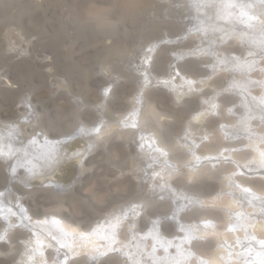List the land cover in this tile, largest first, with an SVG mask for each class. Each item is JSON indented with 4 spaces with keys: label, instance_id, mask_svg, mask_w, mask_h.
Listing matches in <instances>:
<instances>
[{
    "label": "rangeland",
    "instance_id": "374dc122",
    "mask_svg": "<svg viewBox=\"0 0 264 264\" xmlns=\"http://www.w3.org/2000/svg\"><path fill=\"white\" fill-rule=\"evenodd\" d=\"M115 1L121 2V6L115 3ZM198 1L199 5H202L203 1ZM230 1L235 2L237 0ZM130 3H136L137 9L133 7V11L131 10L125 14L123 5ZM236 4L237 2L232 3L231 7H235ZM90 7H100L104 10L112 9L110 17H108L111 25L105 28L99 26L97 20L87 14ZM235 9L237 10L238 7L236 6ZM198 12L197 0H0V124L3 123V127L17 126L20 123L18 120L21 119V115L24 113V99L29 96L37 110L38 121L40 123L38 128L48 132L51 137H58L61 134L67 135L71 128L70 126L76 122L79 126L86 125V128H90L91 126L100 128V118L98 115L101 113L96 110L97 107L95 106L101 102L100 95L106 93L107 98L111 97L112 99H108L109 107L104 113V118L106 119L103 118L101 123L105 124L106 120L113 121L115 123L114 128H116L119 125L116 124V117L130 109L129 101L131 97L136 96L141 79L127 78L125 79V85H120L118 82L119 85L113 87V85L105 84V77L102 74L118 75L122 72L121 68L124 61L134 55L135 48L137 49L147 44L148 46H152L151 53L153 52V54L151 57H147L146 61H149V59L153 60V62L155 61L154 64L156 65L153 67L154 75H158L160 78L164 75L168 76L170 75L169 72L173 69L172 67H175L173 71L176 72L180 66L181 73L184 71L183 75L188 76V78L197 79L194 84L198 83L200 86L202 82L205 83L202 84V87L197 89L192 87L191 90V86L186 84L192 82L184 80L179 74L180 78L177 85L181 84L179 86L181 88L188 86L185 93L180 92L178 94L179 92L176 93L172 88H168L166 84L160 85L159 88L153 85V87H147L149 97L155 99L156 108L166 116L167 114L171 115L168 124L175 135L177 133L182 134L181 131H183L184 124L188 120L187 118L200 108L202 97H205V99L214 97L224 102H220L222 105L221 109H223L221 111L222 115H216L217 118L216 116L208 117L207 121L203 122V124L205 123L203 125L205 128L212 130L211 132L215 131L220 120H227V122H230L229 124L233 122L236 123L235 126L239 124L241 128H245L246 120L248 119L246 115L249 112L248 106L245 99L239 93L231 92L233 87H235L237 92L239 88L241 89V87L235 85L232 79L237 75L242 79H246L244 72L247 68L254 66V61L257 64L260 63V65L264 64V45L253 47L249 46V43L239 41L237 36L242 29L241 22L237 20V16L243 14L245 19L253 20L244 11L237 13L236 17L227 15L225 18L218 17L216 14L199 18L197 17ZM199 14L203 15L204 13L199 12ZM205 22L209 23L204 24ZM214 23H220V25L215 26ZM229 25L230 29L228 28ZM262 28L263 25H259L255 29L256 33L257 31L261 33V36L264 34V31H260ZM227 30L231 31L228 33ZM222 31L223 33H221ZM21 48L26 49L27 54H20L18 51ZM156 51L160 52V54ZM137 59L139 58L137 57ZM227 71H230V73ZM233 71H238L239 73L232 74ZM259 73V71L249 72V75H252L254 79H260L262 77ZM4 79L8 80L9 83ZM240 84L244 85V82H240ZM109 86L113 89L108 88ZM259 87H254L253 91L255 89L254 92H257L258 97H261V101H263L264 88ZM221 89L222 91H220ZM222 95L224 96L222 97ZM242 104L246 106L244 107ZM232 105L235 106L240 115L239 117L237 116L238 119L232 116L236 114H229L228 112ZM255 110L257 111V108ZM75 113L77 114L75 115ZM241 116L243 117L241 118ZM257 116L258 114L254 115V119ZM253 124L257 126L256 119ZM29 127V122L24 121L22 123L20 135L23 136V139L25 137V141L31 137L28 131ZM199 127L200 125H198L197 130H199ZM263 127L264 124L257 126L261 135H264ZM163 129V137L166 142H169L170 134ZM239 134H234V136L239 137ZM217 136L211 142L207 141L208 138L204 140L209 142L210 147L213 149H217L220 145H225L226 143L234 145L238 143L237 141L244 143V145L247 144L241 138H239L240 140H227L225 135L224 137L221 135ZM24 140L22 141L25 142ZM98 141L93 139L86 145V170L83 173L78 172L68 184L61 186L62 188L55 185H51L54 186V189L51 186L47 187L50 185V180H46L45 182L33 180L30 182L24 179L25 175H12L11 177L8 169L3 167L0 161V189L3 188L0 191V197L3 198L1 200L15 203L24 199L30 205V212L34 216L37 215L38 218L49 215L51 212L53 213L55 207L57 209V206H60L62 208L60 209L59 207L60 212L66 219L84 229L97 221L96 218L101 213H106L111 208L118 209L120 207L118 205L130 206L141 202V205L143 204L142 208L145 209L147 206L144 205V200H153L154 203L145 209L146 212L143 210L140 212L142 214L143 212L144 214L146 213V217L139 214L140 221H138V225L141 237H146L148 243L151 240L152 245H154V242L158 243V247H160L158 249H161L160 255H164V259H166V251L171 250L174 254H178L181 251H178L177 248L182 251L186 248L192 250L190 252L192 254L189 253L190 256L187 259V264H199L203 261L201 258L203 257V252L194 251L190 246V243L197 236L196 229L199 230L200 225L204 223L213 224L216 227H220L221 231H224L230 225L233 228L239 226L235 223L239 222V219L242 217L238 211L235 214H231L234 217L230 216L227 221V219H223V211H219L218 207H214V210L220 215L211 216V212L213 213L214 211L211 208L213 206H205L201 203L202 199L210 200L207 198H212L216 194V191L222 188L228 190L234 188L232 185V188H230L228 182L227 184L225 182L226 177L232 176L233 168H229L227 165L226 169H221L220 165L217 167L212 163L209 165V167L211 166L210 173L208 171L202 172L200 175L199 173L195 174L196 176L194 175L193 180L190 181L191 179H188V176L184 173L187 170L189 162L186 161V152L178 149L179 151L176 150L174 155L177 153L176 156L181 160L179 165L183 167L179 166L180 173L172 176V180L170 179L168 183L164 184L162 179L156 185H152L146 175L141 176L143 180L139 185V179L134 173L138 169L137 165L142 161V156L136 155L137 153L134 149L121 152L119 146L111 149L110 155L96 153L97 151L94 150V146H98L101 142L100 139ZM242 146L239 145L238 148ZM206 149L208 150L209 147L200 146L195 148L196 152L199 151L201 154H205ZM24 151H21V153ZM28 156L31 157L28 160L30 162L33 159H37L31 153H28ZM137 156L139 157L138 159ZM182 159H184L183 164H181ZM244 160L246 161L247 159L245 158ZM16 165H20L18 171L20 170L21 172L28 166L26 165V161H17ZM193 165L196 167L200 166L197 163ZM243 168V175L257 174L255 173L257 171L255 170L256 167L252 169ZM239 169L235 170L238 174ZM259 169L264 170L258 168V171ZM249 171L252 172L249 173ZM219 175L222 179L218 177ZM55 177L58 178V175H55ZM245 177L248 178L249 176ZM9 180H12L10 182L13 184L11 185L13 186V192L10 191L8 193L6 190ZM221 183L222 186L220 185ZM245 186L251 187L249 184H245ZM45 187L56 191L57 195L52 194V197L50 192L41 191L40 188L44 189ZM37 188L38 200L36 204H31L28 198L31 195V191ZM244 193L246 192H238V195H240V205L238 203L235 204L238 207H242L241 205H243L245 211H248V207L252 209L251 205H248L251 200L246 197L250 196V194ZM229 196L233 197L232 194H229ZM234 198L237 199L239 196H234ZM196 206H198L197 209ZM180 210L181 213H178ZM224 211L227 213L226 209ZM260 212L262 214H259V216L263 217L264 210H260ZM209 214L210 216H208ZM260 217L256 221L262 224L263 219H260ZM203 219L206 220L203 221ZM233 221L235 222L233 223ZM157 223L159 226H157ZM192 224L194 227L198 225L193 228L195 237L187 239L189 237L187 233L189 232H186V227ZM224 224L226 225L224 226ZM240 224L242 225V223ZM160 225L161 228H159ZM224 227L225 229L223 230ZM3 228L9 230L8 227L6 228L2 225L0 226V231ZM255 233L256 236H260L262 240L264 239V236L259 235L258 231L254 232L252 230L249 234L254 236ZM173 235L174 237H172ZM175 237L179 238L175 239ZM17 239L18 242L23 240L22 238ZM208 239L210 238H197L200 241H208ZM15 240L16 238L14 237V242ZM181 241L182 243H180ZM165 242L168 244L166 245ZM172 242L177 244H173ZM262 244L264 245L263 242L259 243V245ZM181 246L185 248L183 249ZM7 247L4 252H7ZM214 249H216L215 245L212 246L211 250L214 251ZM22 251V249H19L11 259L0 254V264L16 263V259H18ZM150 253L155 255L153 252ZM183 256L186 257V254ZM146 258L148 259V257ZM100 260L102 261L100 262ZM100 260L98 261L100 264H118L114 260L106 261L104 257ZM249 261L251 259L248 257L242 263L246 264ZM130 262L133 261L129 259L128 264ZM77 264H81V262Z\"/></svg>",
    "mask_w": 264,
    "mask_h": 264
},
{
    "label": "bare ground",
    "instance_id": "6f19581e",
    "mask_svg": "<svg viewBox=\"0 0 264 264\" xmlns=\"http://www.w3.org/2000/svg\"><path fill=\"white\" fill-rule=\"evenodd\" d=\"M201 1H203V3L202 5H199V1L197 0V9L199 12H203L204 14L201 15L198 12L197 17L199 18H204L211 14H216L221 18H225L227 15L236 17L237 13L244 11L247 15L251 16L253 20L245 19L243 14L237 16V20H240L241 22L242 29L239 32L240 34L237 36L239 41L249 43V46L253 47H261L262 45H264V34H262L261 36V33L258 31L256 33L255 30L259 25H263V28L260 29V31H264V0H237L235 1L237 2V10L235 9L236 6L231 7V4L235 2H231L230 0ZM115 3L121 6V2L115 1ZM133 7L137 9L136 3H130L128 5L124 4V13H129ZM111 10L112 9L110 8L108 10H104L100 7H90L87 11V14L95 18L99 26L105 28L111 25V22L108 20V17H110L111 14ZM208 23L205 22L204 24ZM214 25L218 26L220 25V23H214ZM228 28L230 29V25ZM229 31L227 30L228 33ZM221 33H223V31ZM151 50L152 46H148L147 44L144 46H140L137 49L135 48L134 55H132L131 57L129 55L130 58L124 61V64L121 68L122 72L119 74L117 73L118 75L103 73L102 70L104 69L102 68V70H100V72L103 73L102 75H104L105 77V84L110 86L113 85V87L118 86L119 83L120 85H125V79L127 78H135L137 80L141 79L139 81V88L136 96H134L133 98L131 97L130 101L128 100L130 102V109L126 112H123L122 114H119L116 117V124H119L116 128H114L115 123L113 121L110 122L106 120L105 124L101 123L105 116V110L107 111V108L109 107L108 99L110 100L111 98H107L106 93H102L100 95L101 102L98 101L99 104L95 106L97 107L96 110L101 113L98 115L100 118V128L97 126L92 127L91 125L90 128H86V125L79 126L76 122L72 124V126H70L71 128L68 131L67 135L61 134L58 137H51L48 132L40 130L38 128L40 123L38 121L35 105L32 104L31 98L29 96L26 99L23 98L25 100L23 108L24 113L21 115V119L18 120V122L20 121V123L16 122L18 124L14 127H12L13 125L10 127H3V123L0 124V161L2 162V166L8 169L11 177L12 175H25L24 179L29 180L30 182H32L33 180H42L44 182L46 180H50V185H48L47 187L51 185L61 187L64 186V184H68L74 177V175H76L78 172L83 173V171L86 170V145L93 139H96L97 141L100 139L101 141L98 146H94V150L97 151L96 153L99 152L104 155H110L111 149L119 146L121 152H127L134 149V151L137 153L136 155H141L142 161H140L141 163L137 165L138 169L134 173L139 179V185L143 180L141 179V176L146 175L148 177V180L151 181L150 183H152V185H156V183L162 179L164 181V184L168 183L172 176L180 173L179 166L182 165L179 164L181 160L176 156L177 153L176 155H174L175 151L178 149H182L184 150L183 152H186V161L189 162L188 167L186 168L187 170L185 169L186 172L184 173L188 176V179H191L190 181L193 180L192 178L195 174L199 173L200 175V173L202 174V172L205 173L208 171L210 173L211 166L209 167V165L212 163L217 167L218 165H220V168L222 167L221 169H226V166L228 165L229 168H233V174L229 178L226 177L227 179L225 178V182L226 184L228 182L230 188H232L231 185L234 186V188L230 190L222 188L219 191H216V194L212 198L206 197L210 200L202 199L201 203L205 206L212 205L213 207L211 208H213V210L218 207L219 211H223V219H227V221L229 220L231 214H235L238 211L242 217L241 219H239V222L233 221V223L235 222L239 226L233 228L232 225H230L226 229L224 227L223 230H225L221 231L220 227H216L213 224L204 223L199 226V230L196 229L197 236L195 237L193 228L198 225L194 227V225L192 224L186 227V232H189L187 233L189 236L187 239H192V237H195V240L190 243V246L194 249V251L197 250L199 252H203V257H201L203 261H201L199 264H244L242 263V261H246L248 257L251 259V261L248 262L250 264H264V245H259V243L261 242L264 243V239L262 240L260 236H256V233L254 236H252V234H249L253 230L254 232L258 231L259 235L264 236V216H259V214H262L260 210H264V170L259 169L258 171V168L264 169V135H261L257 128V126H261L262 124H264V100L261 101L262 98L258 97L257 92H254L255 89L253 91V88L256 86L264 88V64L260 65V63L257 64V62L254 61V66L252 68H247V70H245L244 72L246 79H242L241 77H239V75L232 79L234 80L235 85L241 87V89L239 88V91L237 92L235 87H233L231 92L239 93L245 99L248 106L249 112L246 115L248 119L246 120L245 128H241L239 124L235 126L236 123L233 122L229 124L230 122H227V120H220L218 126L213 132H211L212 130L205 128L203 126L205 123L203 124V122L207 121L208 117L216 115L221 116V111L223 109H221L222 105L220 103L222 100L219 101L220 99L217 100L214 97L211 99H205V97H202L200 108H197L198 110L189 118H187L188 120L184 124L183 131H181L182 134L177 133L178 135H175V133L171 131L169 127L170 125L168 124L171 115L167 114L166 116L156 108L155 99L149 97V90L147 89V87L157 86L159 88L160 85L166 84L168 88H172L176 93L179 92L178 94H180V92H186V87H188L186 85H190V89L192 90V87L196 89L202 87V84L204 82H202L200 86L198 85V83L194 84L197 79L190 77L188 78V76L183 75L184 71L181 73V70L179 69L180 66L177 68L178 71L176 70V72L173 71L175 67H172L173 69L169 72L170 75L168 76L164 75L160 78V76L158 77V75H154L153 67L154 65H156L154 64L155 61L153 62V60L151 61L150 59L149 61H146V58L151 57V55L153 54V52L151 53ZM18 52L20 54H27L26 49L22 48ZM158 54H160V52ZM137 57L139 59H137ZM236 57L239 58L237 55ZM160 60L162 61V59ZM164 64L166 65V63ZM110 71L113 72L112 70ZM258 71L260 72L259 74L262 77L260 79H254L252 75H249V72ZM227 72L230 73V71ZM234 73L238 74L239 72L233 71L232 74ZM179 74L184 80L191 81L192 83L186 85L182 84L183 86H186L183 88L179 87L181 85L180 83V85H177L180 78ZM4 80L9 83L8 80ZM240 82H244V85L240 84ZM62 83L64 84V82ZM110 86L108 88H112ZM220 91H222V89ZM223 96L224 95H222V97ZM245 106L246 105H244V107ZM256 108L257 111L255 110ZM228 112L229 114H236L232 115L235 116V118H237V116H240L234 105L230 106ZM76 114L77 113H75V115ZM256 114H258V119L255 118L257 126L253 124V122L255 121L254 115ZM242 117L243 116H241V118ZM24 121L29 122L30 125L28 131L30 132L31 137L29 139H26V141L24 140L25 137L23 139V136L20 135L22 130V123ZM198 125H200L199 130H197ZM162 129L166 130L167 133L170 134L169 142L165 141ZM238 133H240V136L235 137L234 134ZM217 135H221L223 137L225 135V138H227V140H238L239 138H241L242 141L247 142V144L244 145V143L236 140L238 143L234 145H228L226 143L225 145H220L217 149H213L212 147H210L209 142H211V140ZM217 137L219 138V136ZM205 138H208L207 141L209 142L205 141ZM22 140H24L25 142H23ZM199 145L209 147L208 150L206 149L207 151L205 154H201L199 151L196 152L195 148L200 147ZM239 145L243 146L238 148ZM18 146L21 148L19 149ZM22 149L25 150V153H21V151H23ZM28 153L36 156L37 159H33L31 162L28 161L31 158L28 156ZM138 158L139 157L137 156V159ZM245 158L247 159L246 161L244 160ZM183 160L184 159H182L181 164H183ZM17 161H26V165L28 166L24 168V171H18L20 165H16ZM194 163H197L200 166L196 167L193 165ZM243 167H247L250 169L256 167L257 169L255 168V170L257 171L255 173L257 174L254 175L253 173V175H243ZM238 168H240L239 174L235 172V170ZM250 172L252 171H249V173ZM55 175H58V178H56ZM245 176H249L250 179H248L249 177L246 178ZM218 177H220V175ZM10 181L12 180L8 181L9 185L6 190L8 191V193L13 190V186H11L13 184ZM245 184H249L251 187H247L245 186ZM220 185L222 186V183ZM51 187H53L54 189V186ZM2 189H0V191ZM40 189L41 191L43 190L46 192H50L51 195H57V192L50 188L45 187L44 189ZM37 191L38 188L34 191H31V195L28 198L31 204H36L38 200L36 193ZM240 191H245L247 195L248 193L250 194V196H246L247 198H249V200H251L250 204L248 203V205H251L252 207V209L248 207V211L246 210L248 213L245 211V207L243 205L241 206L244 208L238 207L235 204L238 203V205H240V195H238V192ZM229 194H232L233 197L229 196ZM220 195L222 196L220 197ZM234 196H239V198L236 199L234 198ZM143 198L141 199L143 200ZM1 199L3 198L0 197V226L3 225L6 228L8 227L9 230L3 228L0 231V254H3L4 256L11 259L19 249L23 250L18 259H16L17 262L13 264H77L78 262H81V264H100L98 261L101 258L103 259V257L106 261L114 260V262H118V264H128L129 259L133 261L129 264H187V259L189 258L190 254H192L190 253L192 250H189L187 248L184 249L185 247L183 248L181 246L184 251L180 250L179 248L177 249L182 253L179 252L180 254H174L171 250L166 251V259H164V255H160L161 249H158L160 248L158 247V243L156 244V242H154V245H152L151 240L150 243H148V241H146V237H141L142 235L139 232L140 228L138 225V221H140L139 214H142L140 213L141 210L146 212L145 209H147L149 205H152L154 203V201L150 199L144 200V205L147 206L146 208L144 207L145 209L142 208L143 204L141 205V202L137 205L130 206L118 205L120 206L118 209L111 208L106 213H101V215L96 218L97 221L91 223V225L87 226L85 229L77 224L72 223L69 219H66V217H64L60 212V209H62L60 206H57L58 210L55 207V211H53V213L49 212V215L38 218L37 215L34 216L33 213L30 212V205H28L27 203L28 201L26 202L23 199L15 203H11L12 201L8 203ZM197 207L198 206H196V209ZM224 209L227 210V213L229 215L224 211ZM144 212L142 215L146 217V213L144 214ZM178 213H181V210ZM213 215L220 214H218V212H215L214 210L213 213L211 212V216ZM226 215H228V217H226ZM208 216H210V214ZM258 217H260V219H263L262 224L256 221ZM204 220L206 219H203V221ZM240 223H242V225ZM225 225L226 224H224V226ZM157 226H159L158 223ZM159 228H161V225ZM14 237L16 238L15 242ZM172 237H174V235ZM203 237L210 239H208V241L197 240V238L202 239ZM17 238H22L23 240L21 242H18ZM176 238L178 239L179 237H175V239ZM213 241H215L214 244ZM180 243H182V241ZM165 244L167 245L168 243L165 242ZM213 245H215L216 247L214 251L211 250ZM6 246H8L7 252H4L6 251ZM113 248L116 249V251H111V249ZM150 252H153L155 255H152V253ZM105 253H107V255H105ZM185 254L186 257L183 256ZM146 257H148V259ZM62 258L63 260L61 261ZM160 259H162V261H160ZM101 261L102 260H100V262Z\"/></svg>",
    "mask_w": 264,
    "mask_h": 264
},
{
    "label": "snow or ice",
    "instance_id": "6c2138e0",
    "mask_svg": "<svg viewBox=\"0 0 264 264\" xmlns=\"http://www.w3.org/2000/svg\"><path fill=\"white\" fill-rule=\"evenodd\" d=\"M111 251H116V249L113 248V249H111ZM105 255H107V253H105Z\"/></svg>",
    "mask_w": 264,
    "mask_h": 264
}]
</instances>
